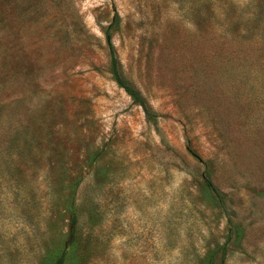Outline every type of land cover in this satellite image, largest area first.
I'll list each match as a JSON object with an SVG mask.
<instances>
[{
	"label": "rangeland",
	"instance_id": "obj_1",
	"mask_svg": "<svg viewBox=\"0 0 264 264\" xmlns=\"http://www.w3.org/2000/svg\"><path fill=\"white\" fill-rule=\"evenodd\" d=\"M210 251L264 264V0H0V264Z\"/></svg>",
	"mask_w": 264,
	"mask_h": 264
},
{
	"label": "trees",
	"instance_id": "obj_2",
	"mask_svg": "<svg viewBox=\"0 0 264 264\" xmlns=\"http://www.w3.org/2000/svg\"><path fill=\"white\" fill-rule=\"evenodd\" d=\"M106 44L108 47V56H109V65H110V73L115 81V83L120 87L124 93L131 99V101L140 107L142 110V113L144 115V118L147 121H152L154 119V114L152 110L147 106L145 100L140 95L139 91L134 89L126 80L121 76V73L118 69V63L115 58V54L113 51V48L110 44L109 36L106 35ZM199 185L203 188V190H206L209 195L213 197L215 200L217 206H221L223 204V195L218 192V190L214 187V185L211 183L210 179L208 178L205 171H202L199 173ZM75 223V217L72 215L71 217V224L73 225ZM230 236L231 233H228ZM228 238V237H227ZM63 253L55 254L54 257H47L46 264H64L63 262ZM217 252H208L205 257V264H210L214 260Z\"/></svg>",
	"mask_w": 264,
	"mask_h": 264
}]
</instances>
